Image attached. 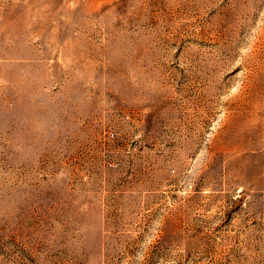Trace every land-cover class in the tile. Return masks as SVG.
Wrapping results in <instances>:
<instances>
[{
  "label": "rangeland",
  "instance_id": "374dc122",
  "mask_svg": "<svg viewBox=\"0 0 264 264\" xmlns=\"http://www.w3.org/2000/svg\"><path fill=\"white\" fill-rule=\"evenodd\" d=\"M0 264H264V0H0Z\"/></svg>",
  "mask_w": 264,
  "mask_h": 264
}]
</instances>
